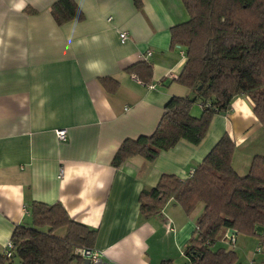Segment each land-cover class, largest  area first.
<instances>
[{
    "label": "crops",
    "instance_id": "obj_1",
    "mask_svg": "<svg viewBox=\"0 0 264 264\" xmlns=\"http://www.w3.org/2000/svg\"><path fill=\"white\" fill-rule=\"evenodd\" d=\"M54 1L0 0V256L14 227L29 220L31 202L40 201L60 202L72 219L96 228L101 264H175L173 252L182 251L199 213L193 219L169 200L144 217L141 190L162 174L188 176L225 133L234 142V170L250 166L264 155V127L251 99L237 95L198 144L180 140L153 161L133 155L114 167L125 138L151 133L166 101L190 92L176 82L184 52L170 47V28L187 11L181 0H138L139 7L136 0H74L83 18L58 25ZM142 59L152 64L150 85L128 71ZM102 78L117 88L108 91ZM200 112L192 106V115ZM61 128L64 140L55 134ZM227 230L219 241L230 243Z\"/></svg>",
    "mask_w": 264,
    "mask_h": 264
},
{
    "label": "trees",
    "instance_id": "obj_2",
    "mask_svg": "<svg viewBox=\"0 0 264 264\" xmlns=\"http://www.w3.org/2000/svg\"><path fill=\"white\" fill-rule=\"evenodd\" d=\"M181 1L188 17L171 26L170 47L184 52L176 82L190 92L166 101L151 133L125 138L112 158L114 167L133 155L153 161L180 140L198 144L213 116L227 112L237 95L251 99L253 113L264 127V0ZM50 10L58 25L83 18L74 0H55ZM128 71L152 83L150 61L142 59ZM101 82L108 91L118 86L110 78ZM195 104L201 107L198 116L191 114ZM233 151L234 142L225 133L188 176L162 174L154 187L140 192L144 217L159 213L169 200L186 214L202 203L182 248L188 264H239L232 250L210 248L228 228L256 234L257 251L264 249V231L256 230L257 225L264 227V155H254L249 171L239 175L232 167ZM28 210L29 220L14 227L10 255H1L0 264H84L81 250L93 248L96 228L72 219L60 202L33 201ZM59 229H64L62 235L56 233Z\"/></svg>",
    "mask_w": 264,
    "mask_h": 264
},
{
    "label": "rangeland",
    "instance_id": "obj_3",
    "mask_svg": "<svg viewBox=\"0 0 264 264\" xmlns=\"http://www.w3.org/2000/svg\"><path fill=\"white\" fill-rule=\"evenodd\" d=\"M264 132V131H262ZM261 133V131H259ZM256 133V134H259ZM254 134V135H256ZM264 135L259 138L258 144L261 146V140ZM238 174L244 175L249 171L250 166H242L239 165ZM202 207V203L199 202L195 208L191 211V215L193 219H195L196 215L200 213ZM192 219V220H193ZM191 220V221H192ZM194 229V228H193ZM64 229H59L56 231L57 234L62 235ZM259 246V239L256 234L250 233H236L235 242L230 244L225 241H219L218 239L210 246L212 250H217L218 248H224L225 250H232L238 260L239 264H264V249L257 251V247ZM174 254V262L175 264H188V258L183 254V252L179 249H175Z\"/></svg>",
    "mask_w": 264,
    "mask_h": 264
},
{
    "label": "built area",
    "instance_id": "obj_4",
    "mask_svg": "<svg viewBox=\"0 0 264 264\" xmlns=\"http://www.w3.org/2000/svg\"><path fill=\"white\" fill-rule=\"evenodd\" d=\"M119 38H120V41H124L126 38H127V34L125 31H120L119 32ZM150 53V52H149ZM55 134H56V137L59 139V140H64L65 139V135H66V130L61 128V129H57L55 131ZM192 172V170H190V173ZM227 240L233 244L234 242V237L231 236V237H226ZM12 248V243L10 240H8V242L6 243V247H5V250L3 252V254L5 255H10V250ZM81 254L83 255V250H81ZM101 259H100V256L98 254H96V252H92V254L90 255V263H93V264H101Z\"/></svg>",
    "mask_w": 264,
    "mask_h": 264
},
{
    "label": "water",
    "instance_id": "obj_5",
    "mask_svg": "<svg viewBox=\"0 0 264 264\" xmlns=\"http://www.w3.org/2000/svg\"><path fill=\"white\" fill-rule=\"evenodd\" d=\"M257 231H264V227L257 225L256 226ZM236 234L235 230L232 228H228L227 230V235L228 237L234 236ZM93 252V248H84L83 249V259H84V264H90V255Z\"/></svg>",
    "mask_w": 264,
    "mask_h": 264
}]
</instances>
